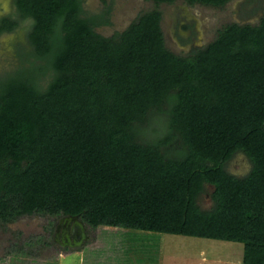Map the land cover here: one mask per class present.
<instances>
[{
  "label": "trees",
  "instance_id": "trees-1",
  "mask_svg": "<svg viewBox=\"0 0 264 264\" xmlns=\"http://www.w3.org/2000/svg\"><path fill=\"white\" fill-rule=\"evenodd\" d=\"M14 1L0 33L31 24L0 74V223L78 215L92 229L242 243L243 264H264V14L177 53L159 7L108 37L107 0L98 13L85 0ZM240 153L244 175L227 168Z\"/></svg>",
  "mask_w": 264,
  "mask_h": 264
},
{
  "label": "rangeland",
  "instance_id": "rangeland-1",
  "mask_svg": "<svg viewBox=\"0 0 264 264\" xmlns=\"http://www.w3.org/2000/svg\"><path fill=\"white\" fill-rule=\"evenodd\" d=\"M263 3L264 0H231L224 7H213L176 0L157 6L153 0H107L106 5L112 7L111 23L98 30L110 37L127 29L141 13L159 7L167 46L177 53H189L192 47H204L214 40L218 30L226 24L258 23L264 9L248 18L242 19L240 15L246 11L254 12L256 4L261 6ZM106 5L102 0H85V8L90 12H101ZM6 16L18 17L14 0H0V20ZM30 24L31 20L27 19L16 30L0 33V74L14 70L19 64V41L25 39ZM227 168L237 175H244L250 163L240 153ZM213 190L214 187L207 184L206 192L199 198L204 209L213 205ZM58 218L36 215L10 224L0 223V264H243L240 251L235 248L242 246L241 243L118 227L96 228L95 235L82 247L56 246L50 234L52 227L58 224ZM41 235L46 237L40 238L42 243L36 246L25 245L22 239L29 236L26 241L32 243L34 237ZM13 239L32 255L16 257L19 255L13 253L9 256L8 251L14 248L11 245ZM78 248L82 251L73 250Z\"/></svg>",
  "mask_w": 264,
  "mask_h": 264
},
{
  "label": "flooded vegetation",
  "instance_id": "flooded-vegetation-1",
  "mask_svg": "<svg viewBox=\"0 0 264 264\" xmlns=\"http://www.w3.org/2000/svg\"><path fill=\"white\" fill-rule=\"evenodd\" d=\"M264 9V3L261 5V6H257V4H256V7H255V10H254V12H247L246 11V13H242V15H240V18H242V19H244V18H248V17H251V16H253V15H257L259 12H261L262 10ZM244 15H247L246 17L244 16ZM196 48H198V47H192V49L190 50V51H193L194 49H196ZM31 216H36V215H27V216H22L21 218H19V219H22V218H24V217H31ZM64 217L65 216H61V217H59L58 218V224H56V226H57V228H56V226H55V228H53L52 229V231H53V233H51L50 235H52V239L54 240V245H56V246H58V244L59 245H64V246H67V247H73V246H70V245H68V244H64V240H65V238H66V234H65V230H64V227L62 226L61 227V225L64 223V221H63V219H64ZM18 219V220H19ZM18 220H16V221H14V222H17ZM14 222H11V223H14ZM8 224H10V223H8ZM58 227H59V229H58ZM58 230H59V234H58ZM96 229H89L88 230V234H89V238H92V235H95V231ZM72 230H70V232H71ZM41 236H43V235H41ZM41 236H37V237H34L35 238V242H38L39 240L38 239H40V237ZM45 236V235H44ZM46 237V236H45ZM29 238V236H24L22 239H24V243L26 244L27 243V239ZM21 241V240H20ZM18 243V240L17 239H13L12 240V244L11 245H13V247L16 245ZM46 244H47V241H46ZM84 245V244H83ZM96 245H98V243H96ZM40 246H42V245H40ZM77 248V247H76ZM74 251L76 250L77 252H79V251H82L81 249H79L78 248V250L77 249H73ZM71 251V252H74V251ZM75 251V252H76ZM8 252H10V250L8 251ZM84 252H85V250H84ZM11 254H9V256H10ZM15 255V254H14ZM16 257H23L22 255H19V256H16ZM25 257V256H24Z\"/></svg>",
  "mask_w": 264,
  "mask_h": 264
},
{
  "label": "water",
  "instance_id": "water-1",
  "mask_svg": "<svg viewBox=\"0 0 264 264\" xmlns=\"http://www.w3.org/2000/svg\"><path fill=\"white\" fill-rule=\"evenodd\" d=\"M63 221L64 223L61 227H64L66 234L64 244H68L73 247H82L85 241L89 238L86 224L79 218L78 215H66ZM70 230L72 231L70 232Z\"/></svg>",
  "mask_w": 264,
  "mask_h": 264
},
{
  "label": "crops",
  "instance_id": "crops-1",
  "mask_svg": "<svg viewBox=\"0 0 264 264\" xmlns=\"http://www.w3.org/2000/svg\"><path fill=\"white\" fill-rule=\"evenodd\" d=\"M242 244V243H241ZM236 245H238V244H236ZM239 247V248H238ZM235 248H237V249H239V253H240V255H241V257H242V261H243V257H244V245L242 244V246H237V247H235Z\"/></svg>",
  "mask_w": 264,
  "mask_h": 264
}]
</instances>
